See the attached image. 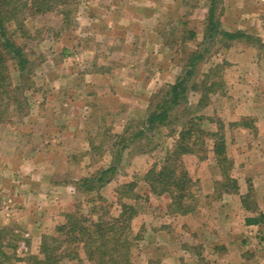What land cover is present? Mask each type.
Instances as JSON below:
<instances>
[{
	"label": "rangeland",
	"instance_id": "374dc122",
	"mask_svg": "<svg viewBox=\"0 0 264 264\" xmlns=\"http://www.w3.org/2000/svg\"><path fill=\"white\" fill-rule=\"evenodd\" d=\"M153 1L157 17L153 28L160 43L156 48L168 53H149L152 47L145 43L141 49L132 43L126 46L127 53H119L123 46L119 28L111 36L105 27V33L99 32L87 22L90 10L101 18L119 17L118 9H108L111 2L119 6V0H63L49 13L25 16L20 27L9 24L14 39L24 46L30 68L20 110L11 105L7 121L0 124V229L3 242H12L19 257L38 253L43 235L54 234L65 220L64 213L76 205L87 214L93 203H102L109 215L116 216L119 186L128 181L135 182L137 197L123 200L137 210L130 226L138 235L131 247L130 264H157V255L158 264H179V254L188 264H239L243 255L256 259L264 251L261 232H240L244 211L235 193L205 197L201 176L210 184L219 173L211 153L204 160L195 155L183 157L195 181V208L185 215L175 214L168 210L170 197L152 193L143 180L151 164L162 160L173 138L167 137L165 127L132 138L143 128L152 95L175 80L187 53L204 49L193 79L212 74L218 64L211 79H220L222 86L199 113L224 121L226 153L233 160L230 173L244 184L245 192L251 181L249 203L264 206V177H259L264 172V42L259 36L203 42L208 0ZM237 1L241 5L253 2ZM227 2L218 4L221 15ZM9 71L16 84L18 71L11 62ZM91 71L101 75L100 84L86 74ZM198 95L188 91L187 104L177 109L196 108ZM243 119L252 126L228 125ZM124 144L116 172L105 186L89 193L77 190V179L108 166ZM91 198L93 203L87 201ZM45 213L49 218L56 213L60 219L51 222L48 218V232L31 234L29 220L43 224ZM234 228L247 235V243L239 240L228 251L223 241L234 237L228 232ZM172 229L179 234L170 235ZM171 239L179 244L178 252L167 244ZM12 263L26 264L23 260ZM61 264L91 263L80 254V259L64 258Z\"/></svg>",
	"mask_w": 264,
	"mask_h": 264
},
{
	"label": "trees",
	"instance_id": "16d2710c",
	"mask_svg": "<svg viewBox=\"0 0 264 264\" xmlns=\"http://www.w3.org/2000/svg\"><path fill=\"white\" fill-rule=\"evenodd\" d=\"M63 0H0V124L7 121L8 110L15 104L20 110L23 89L28 85L30 68L24 51L9 31V24L23 25L25 16L34 17L46 14L61 4ZM209 5L204 19L203 42L220 38L223 41L237 39H253L240 30L227 31L221 28L220 15L217 7L220 0H208ZM66 13L64 14L66 18ZM190 36L195 32L189 31ZM204 59V49L192 50L186 54L182 71L172 83L164 85L151 97L143 128L132 135L142 136L145 130L167 128V137L173 138L165 154L159 162H154L143 175L145 184L154 194H167L170 197L168 210L175 214H187L194 211L195 200L193 186L195 181L190 176L183 156L192 154L204 160L211 153L215 164L219 167L221 179L215 183L213 193H235L239 191L237 179L232 176L233 160L227 155L224 135V121L199 113L205 109L209 97L222 86L221 81L211 79L216 73L215 65L212 74L205 73L200 79H193L197 64ZM18 71V81L13 83L9 71V63ZM188 91L198 93L196 108L186 105L183 109L177 107L187 104ZM210 123H215L214 127ZM229 126H252L250 121H231ZM125 144L114 154L113 161L98 169L94 174L83 176L76 180L77 190L84 192L98 191L105 186L115 174L117 163ZM134 181L124 182L119 186L120 211L116 216L109 215L106 205L92 204L89 213L81 212L79 205L64 213L65 220L55 227L52 235H43L38 253L19 257L12 242H3L4 231L0 229V264H13V261H25L26 264H61L64 258L80 259V254L91 264H130V253L133 241L138 238L131 230V220L137 215L132 203L123 198L135 199ZM253 192L251 181L247 183V191L240 195V201L245 209L257 212L246 216L245 223H260L263 214L257 211V206L250 204L248 197ZM189 200V201H188ZM11 248V251L6 248Z\"/></svg>",
	"mask_w": 264,
	"mask_h": 264
},
{
	"label": "crops",
	"instance_id": "0c3cea01",
	"mask_svg": "<svg viewBox=\"0 0 264 264\" xmlns=\"http://www.w3.org/2000/svg\"><path fill=\"white\" fill-rule=\"evenodd\" d=\"M248 5H250V7H248ZM89 8L93 9V7L91 6H89ZM108 9H111V10L118 9L119 17L116 16L115 18V17L109 16V17L101 18L95 15V13L93 12L94 10H90L91 12H90L89 17H87V22H89V24L92 27H97L99 32L105 33L104 29L106 28V31L110 33L111 36L112 34L114 35V32L116 31L115 27L119 28V41L123 42L122 49L120 50L119 53H127L126 46H131L132 43H137V45L139 46L138 47L139 49H141V46L144 43L146 45L150 44L152 48L151 49L149 48L150 49L149 53H168L167 51H165V49L163 51L161 50V48L160 49L156 48V45L160 43L156 38L157 32L155 31V28H153L155 27L156 22H157V17L155 14V2L153 0H129V1L119 0V6L117 5V3L111 2V4H109ZM86 14H88V11L86 12ZM220 21H221V28L224 30H227V31L240 30L251 36H259L261 40L264 42V0H253V2L251 3L246 2L244 3V5H241L237 0H228L227 5L224 8L223 14L221 15ZM97 35L101 36L98 32H97ZM123 48L125 49L123 50ZM86 74L93 76V78L95 79L93 82H96L97 84L101 83V79H99L101 78L100 77L101 75L98 72L91 71L90 73H86ZM187 156H192V154H188ZM183 157L185 158L186 155H184ZM201 166L203 167L202 163H201ZM218 172L219 173L215 177H213L212 180H210V184L208 182V179L203 178V176H201L202 188H203V191L205 192L204 193L205 197L211 196L210 194H212L215 189L216 181L221 179L219 167H218ZM232 176L235 177L234 175ZM259 177L260 178L264 177V172L259 173ZM238 185L240 187L239 193L233 196L235 197L237 196L236 197L237 200L240 201L241 200L240 195L244 194L246 189H244L243 187L244 184L240 183L239 181H238ZM57 190H60V188H57ZM240 207L242 211L245 212V213L243 212L242 214L243 224H242V229H240V232L241 231L246 232L247 230L250 232L251 230L259 231L262 234L261 239L264 241V206L259 207V208L257 207V211L263 214V218L261 222L252 223V224H246L244 219L246 216L255 215L257 212H251L245 209L242 203ZM46 214L47 213H45V216L41 222V223L44 222L43 224H40V222L35 223V221L29 220L30 224H28L29 225L28 228H30L31 234H34V235L43 234L50 230V225H49L50 223L47 222L49 217H47ZM49 219H51V222L52 220L54 222V219L56 220L55 222H58L57 220H59L60 217L57 216V214L55 213L54 215L50 216ZM235 230H236L235 228L229 229L228 232H230L231 235L232 233L235 235L234 237L228 236V239L226 241H223L224 243L223 246L224 248L228 249V251L231 250L233 248V244L239 242V240H240V243L243 245H246L247 243L246 242L247 235H244L245 233L238 234L237 233L238 231H235ZM170 232H171L170 235H172L173 237L179 234L174 229H172ZM248 238L250 239L251 236ZM171 240L169 241L170 243L167 242V244L172 245V249L178 252L180 249L179 244L176 243L174 240L172 241ZM214 247L217 248L216 246ZM178 256H180L179 257L180 259H178V257L176 256L177 260L176 259L175 260L179 264L189 263V260L188 262L187 260H184V261L181 260L180 254ZM258 256L259 257L256 259L255 258L251 259L247 257L246 255H243V258H241V261L239 262V264H253V263L254 264H264V251L262 252V254ZM159 258L160 256L157 255L154 258V263L158 264L160 262ZM172 261H174V258ZM227 264H232V263H227Z\"/></svg>",
	"mask_w": 264,
	"mask_h": 264
}]
</instances>
